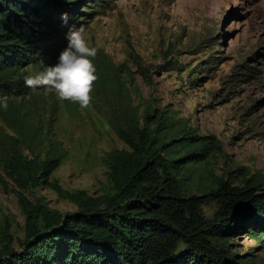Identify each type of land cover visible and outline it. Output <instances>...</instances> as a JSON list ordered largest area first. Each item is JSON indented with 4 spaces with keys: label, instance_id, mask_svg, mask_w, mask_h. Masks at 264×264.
Masks as SVG:
<instances>
[{
    "label": "trees",
    "instance_id": "16d2710c",
    "mask_svg": "<svg viewBox=\"0 0 264 264\" xmlns=\"http://www.w3.org/2000/svg\"><path fill=\"white\" fill-rule=\"evenodd\" d=\"M87 1L0 0V94L29 95L23 64L50 56ZM119 71L111 63L97 68L100 102L127 147L106 154L109 188L98 196L52 180L63 160L60 144L40 123L29 125L10 100L7 111L0 107L6 127L16 132L0 134V160L25 219L19 249L10 229L0 226V264H250L232 253L230 241L244 224L264 238V175L235 167L239 186L230 168L188 184L189 167L222 153V143L196 135L152 102L141 111ZM43 185L76 212L62 214L26 194Z\"/></svg>",
    "mask_w": 264,
    "mask_h": 264
},
{
    "label": "rangeland",
    "instance_id": "374dc122",
    "mask_svg": "<svg viewBox=\"0 0 264 264\" xmlns=\"http://www.w3.org/2000/svg\"><path fill=\"white\" fill-rule=\"evenodd\" d=\"M82 10L76 28L85 25L89 46L97 48L96 69L106 63L118 67L141 111L152 102L175 121L188 123L196 135H213L222 143V153L189 167L188 184L230 168L239 186L235 167L250 169V176L264 175V0H88ZM68 43L61 41L39 63L23 64L27 76L56 65ZM98 82L87 109L43 88L10 99L29 125L40 123L60 144L63 160L51 179L63 189L96 196L109 188L106 154L127 148L110 125ZM4 132L16 135L0 115L2 138ZM26 194L65 215L77 210L47 185ZM215 209V203L208 205L206 215ZM1 225L10 229L19 249L25 219L0 160ZM243 227L230 241L232 253L264 264V238Z\"/></svg>",
    "mask_w": 264,
    "mask_h": 264
},
{
    "label": "clouds",
    "instance_id": "9594fccd",
    "mask_svg": "<svg viewBox=\"0 0 264 264\" xmlns=\"http://www.w3.org/2000/svg\"><path fill=\"white\" fill-rule=\"evenodd\" d=\"M62 18L67 23V14ZM67 39L68 46L60 53L58 63L46 66L34 76H26L24 82L32 90L43 88L46 92L54 91L60 101H70L79 104L81 109H87L91 105V93L99 78L93 63L97 48L89 46L86 26L83 24L71 28ZM10 99L18 97L0 94V107L5 111L9 108Z\"/></svg>",
    "mask_w": 264,
    "mask_h": 264
}]
</instances>
